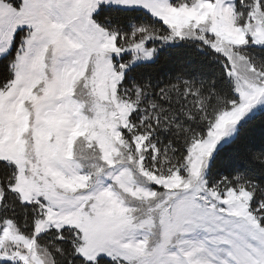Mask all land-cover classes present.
<instances>
[{
	"label": "snow or ice",
	"instance_id": "obj_1",
	"mask_svg": "<svg viewBox=\"0 0 264 264\" xmlns=\"http://www.w3.org/2000/svg\"><path fill=\"white\" fill-rule=\"evenodd\" d=\"M0 264H264V0H0Z\"/></svg>",
	"mask_w": 264,
	"mask_h": 264
},
{
	"label": "trees",
	"instance_id": "obj_2",
	"mask_svg": "<svg viewBox=\"0 0 264 264\" xmlns=\"http://www.w3.org/2000/svg\"><path fill=\"white\" fill-rule=\"evenodd\" d=\"M178 60L174 54L162 53L158 61V72L160 75L167 73L170 65Z\"/></svg>",
	"mask_w": 264,
	"mask_h": 264
}]
</instances>
